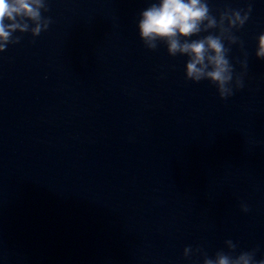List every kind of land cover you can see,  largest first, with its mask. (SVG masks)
I'll list each match as a JSON object with an SVG mask.
<instances>
[{
    "label": "water",
    "instance_id": "obj_1",
    "mask_svg": "<svg viewBox=\"0 0 264 264\" xmlns=\"http://www.w3.org/2000/svg\"><path fill=\"white\" fill-rule=\"evenodd\" d=\"M157 2L45 0L47 30L0 52V264H203L228 240L264 260V0H207L251 7L223 100L144 46Z\"/></svg>",
    "mask_w": 264,
    "mask_h": 264
},
{
    "label": "clouds",
    "instance_id": "obj_2",
    "mask_svg": "<svg viewBox=\"0 0 264 264\" xmlns=\"http://www.w3.org/2000/svg\"><path fill=\"white\" fill-rule=\"evenodd\" d=\"M42 10H48L45 0H0V52L16 32L31 31L37 37L46 31L51 21L42 17ZM241 11L226 9L217 19L211 14L207 0H158L140 13L139 38L149 50H155L162 43L169 56L187 57L185 79L193 83L209 81L223 100L233 94V86L236 89L243 86L239 77L233 85L234 69L227 58L230 47L225 46V42L229 46L238 42L228 33L231 28L238 31L244 26L251 7L243 15ZM202 33L208 34L202 36ZM19 39L16 37L17 42ZM257 46L255 56L264 60V34L258 37ZM242 67H247L246 59ZM242 211L247 212V207ZM225 243L229 245L228 253L218 251L214 258L205 256L203 264H256L254 252L233 256L230 253L235 252L236 245L231 240ZM191 251L190 247L185 248L184 256ZM259 264H264V260Z\"/></svg>",
    "mask_w": 264,
    "mask_h": 264
}]
</instances>
